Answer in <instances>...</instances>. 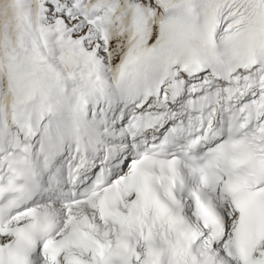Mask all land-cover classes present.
I'll use <instances>...</instances> for the list:
<instances>
[{"label": "snow or ice", "instance_id": "1", "mask_svg": "<svg viewBox=\"0 0 264 264\" xmlns=\"http://www.w3.org/2000/svg\"><path fill=\"white\" fill-rule=\"evenodd\" d=\"M0 264H264V0H0Z\"/></svg>", "mask_w": 264, "mask_h": 264}]
</instances>
